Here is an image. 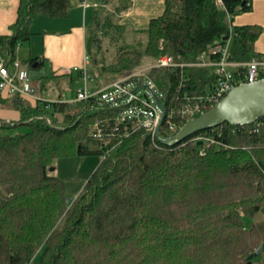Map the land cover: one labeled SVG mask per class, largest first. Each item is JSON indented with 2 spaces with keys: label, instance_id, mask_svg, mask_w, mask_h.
I'll return each instance as SVG.
<instances>
[{
  "label": "trees",
  "instance_id": "obj_1",
  "mask_svg": "<svg viewBox=\"0 0 264 264\" xmlns=\"http://www.w3.org/2000/svg\"><path fill=\"white\" fill-rule=\"evenodd\" d=\"M109 2L93 0L92 32H86L89 74L104 86L146 69V58L151 64L164 55L188 64L217 61L213 51L231 36L229 61L259 58L254 43L263 30L232 26L234 16L251 11L250 0H223L225 9L215 0H165L162 15L141 31L145 44L118 47L107 66L100 58L104 39L127 29L120 17L130 8L117 2L113 9ZM70 7L71 0H21L10 33L0 36L7 65L18 46L31 42L36 17L68 18ZM44 64L37 57L22 65L37 70ZM143 73L168 111L182 107L186 95L207 96L217 83L210 68L199 66ZM40 80L41 92L66 80L60 95L83 79L66 72ZM7 103L20 118L0 120V264H264V249L259 261L248 259L264 244V118L245 126L224 122L165 145L143 128L126 132L114 109L97 102L47 108L0 93V105ZM184 123L177 120L176 129ZM96 124L105 136L96 135ZM161 133L171 134L167 123ZM198 136L215 143L198 145ZM89 155H99L100 164L69 202L51 169L60 158Z\"/></svg>",
  "mask_w": 264,
  "mask_h": 264
},
{
  "label": "built area",
  "instance_id": "obj_2",
  "mask_svg": "<svg viewBox=\"0 0 264 264\" xmlns=\"http://www.w3.org/2000/svg\"><path fill=\"white\" fill-rule=\"evenodd\" d=\"M215 3L218 9H225L223 0H215ZM82 5L87 8L89 6L88 0H82ZM231 40L232 36L224 41V45L218 46L213 51V54H219L217 61L203 59L201 62L188 64L178 62L169 55H164V57L156 60L146 69L138 70L122 79L112 81L109 85H105L102 88H90L89 84L90 82L93 83L94 79L89 74V60H86L83 66L73 69L76 75L83 79L82 86L76 91L77 94L73 97H68L67 94L62 93L52 100L45 98L40 93L41 80L38 88L34 87L26 66H23L16 59L7 65L0 53V93L8 98L22 96L34 100V102H44L47 103V108L53 103L97 102L104 106H111L114 109L117 125H122L126 132L131 129V132L134 133L138 129L143 128L158 138L156 131L160 127L161 133L163 124L167 123L168 129L171 131V134L167 137H173L179 133L188 120L198 118L206 113L208 105L213 104L216 106L221 103L222 99L237 86L255 83L264 79L263 58L254 57L248 63H234L228 60ZM186 66L210 68L217 76V83L214 86V90L208 93L207 96L190 97L186 95L182 107L168 111L163 103V95L157 90L154 81L146 80V78L140 76L151 67H166L177 70ZM241 68L245 69V74L241 73ZM154 93L158 95L160 104L164 106L166 112L165 120L161 126L163 110L160 104L156 102ZM177 120L179 122L185 121L179 129H176ZM95 132L99 137L105 136L103 128L99 127V124H96ZM194 141L202 142V145L215 143L214 139L210 137L198 136L195 137Z\"/></svg>",
  "mask_w": 264,
  "mask_h": 264
},
{
  "label": "rangeland",
  "instance_id": "obj_3",
  "mask_svg": "<svg viewBox=\"0 0 264 264\" xmlns=\"http://www.w3.org/2000/svg\"><path fill=\"white\" fill-rule=\"evenodd\" d=\"M92 0H88L89 6L88 11L85 13L83 12V8H80L79 11L82 12L80 16L77 17L76 15L73 16L69 20L68 18L64 19H54V18H46L43 16H38L33 21L32 26V33H36L33 36V41L31 42H25L21 46H18L17 49V56L16 60L20 63L28 62L32 57H35L37 54L44 57L46 59V63L44 64V67L42 69H31L30 67H26L30 73V76L34 79L38 80V77H46V75L51 76L52 72L54 70H58V67L56 65L58 62V59L61 58V54L64 52L63 44L61 41H59V36L61 33L64 34L65 29L68 27V30L74 32L75 36L79 35V33L82 32V25L83 22L84 27L86 28V32L90 33L92 32V28L90 30L91 22V16L93 7L91 5ZM117 2H121L122 5L124 4H131L130 0H110L109 7L113 8V5ZM117 3V4H119ZM71 8V7H70ZM77 9V8H76ZM75 8H71V12L74 13ZM122 16V13H121ZM116 19H114L116 22L119 23L118 17L115 16ZM79 20H82L80 22ZM113 20V21H114ZM87 25V26H86ZM73 27V28H72ZM59 30V31H58ZM58 31V33H56ZM119 31V30H118ZM114 38V41H111V38ZM32 38V37H31ZM146 35L142 34V32H137V30H132L131 28H127L124 32H116L111 31L109 36L104 39L102 48L103 53L100 58L104 60V63L108 64L116 57L117 54V48H122L123 46L126 47H141L145 44ZM59 41V42H58ZM37 57V56H36ZM151 59H144V67L150 66ZM90 64V62H89ZM55 67V68H54ZM72 67L67 66L60 69L61 71L71 70ZM91 69V64H90ZM97 76L94 75L91 77L95 79ZM95 77V78H94ZM113 78L114 75H108L107 78ZM98 79V80H97ZM93 83L90 82L89 86L90 88H102L104 85L102 78H97ZM82 82L78 83L77 85L73 86L72 89H66L64 92L67 94L68 97H73L77 93L76 91L82 86ZM66 80H63L62 83H58V85H51L48 84L47 88L44 92L47 94L52 93H59L60 90L65 89ZM4 95V94H3ZM6 96V95H5ZM7 97V96H6ZM20 113L17 109H15L11 103H7L4 105H0V120L2 121H11V120H19ZM17 130H12L9 132L15 133ZM20 133L25 132V128H21L18 130ZM101 158L99 155H89V156H83V157H74V156H68L63 157L55 162V175L58 178H61L64 182L65 192L67 196V200L74 201L76 197L81 193L83 190L85 183L91 178V175L96 171L97 167L99 166ZM43 254V250L38 252L36 255V260L38 261Z\"/></svg>",
  "mask_w": 264,
  "mask_h": 264
},
{
  "label": "crops",
  "instance_id": "obj_4",
  "mask_svg": "<svg viewBox=\"0 0 264 264\" xmlns=\"http://www.w3.org/2000/svg\"><path fill=\"white\" fill-rule=\"evenodd\" d=\"M20 1L21 0H0V36L8 35V33H10V27L16 21L18 16ZM130 2L129 10L122 12L120 21L126 28H131L134 31L137 30V32L147 29L150 19L162 15L165 8V0H130ZM250 2L252 4L251 11L234 16L235 18L232 22V26L257 25L263 30V34L257 39L254 45L256 54L259 58L264 59V0H250ZM91 5H93V0ZM71 8H75V10L74 13L71 12L68 18L69 20L72 18V15H76L78 20V17L82 13L79 11L80 8L84 9V15L88 11V8L83 7L82 0H71ZM79 21L82 22V20ZM81 25L82 32L77 36H75L72 30L69 31L68 27L65 29L66 32H64V34H60L59 41L63 44L64 52L61 54V58L58 59L57 64H54L58 67V70H54L52 74H65L66 72H72L76 77V73L73 69L80 68L86 60H89L86 50V28L84 27L83 22ZM58 31H56V33H58ZM35 34L36 33L33 32V36ZM33 36L32 41L34 39ZM36 56L41 57L38 54ZM36 56L32 58H37ZM46 62L45 59V63ZM66 65L72 67L71 70L61 71L60 69L66 67ZM31 80L33 81L34 87L38 88L40 77H38V80L31 77ZM40 93L50 100L56 99L59 96L58 93L47 94L46 92L44 93L41 91ZM31 101L34 102V100Z\"/></svg>",
  "mask_w": 264,
  "mask_h": 264
},
{
  "label": "water",
  "instance_id": "obj_5",
  "mask_svg": "<svg viewBox=\"0 0 264 264\" xmlns=\"http://www.w3.org/2000/svg\"><path fill=\"white\" fill-rule=\"evenodd\" d=\"M154 96L156 102L160 104L158 95L154 93ZM160 106L163 110L161 126L165 120L166 112L164 106L162 104ZM260 118H264V79L255 83L237 86L209 112L198 118L188 120L177 135L165 138L160 133V127L156 133L158 140L163 144L177 145L197 131L216 128L223 125L224 122H229L232 126H245L252 125ZM201 144L202 142H198V145ZM51 171L54 172L55 168H52ZM263 249L264 244L255 253L248 256L249 261H259Z\"/></svg>",
  "mask_w": 264,
  "mask_h": 264
}]
</instances>
